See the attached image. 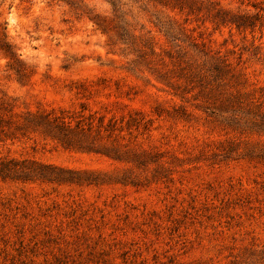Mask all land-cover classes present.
Returning <instances> with one entry per match:
<instances>
[{
  "label": "rangeland",
  "instance_id": "rangeland-1",
  "mask_svg": "<svg viewBox=\"0 0 264 264\" xmlns=\"http://www.w3.org/2000/svg\"><path fill=\"white\" fill-rule=\"evenodd\" d=\"M77 1L88 15L75 0H0V32L26 73L0 51V96L18 112L111 120L118 140L143 154L124 162L38 132L7 139L2 156L93 171L101 181L0 177V264H264V160L243 144L228 157L217 149L229 137L260 144L264 135L225 134L190 95L175 96L152 65L97 29L88 16L110 14L105 0ZM204 1L237 13L264 8V0ZM131 11L157 52L173 44L139 4ZM201 17L186 23L189 33L244 73L248 89L264 90V29H215ZM180 106L190 114L178 115Z\"/></svg>",
  "mask_w": 264,
  "mask_h": 264
},
{
  "label": "trees",
  "instance_id": "trees-1",
  "mask_svg": "<svg viewBox=\"0 0 264 264\" xmlns=\"http://www.w3.org/2000/svg\"><path fill=\"white\" fill-rule=\"evenodd\" d=\"M111 6V13L89 14V19L97 29L109 36L113 42L117 38L124 45L126 54L136 55L141 61L155 69L158 79L170 87L175 96L186 100L191 96L196 109L204 112L225 134L235 133L249 136L253 133L264 135V93L263 88L248 89V78L236 71L227 58L211 54L204 42L195 38L186 23L206 16L215 29L222 26L238 30L255 31L264 29V8L257 13H237L217 8L204 0H105ZM74 7L84 14L81 1L75 0ZM135 4L150 14V21L162 33L168 47L157 52L152 37L136 33L128 14ZM167 11H177L184 21ZM88 15V14H87ZM154 17V18H153ZM0 51L8 59V66L20 76H25V68L20 55L4 32H0ZM248 89V90H247ZM261 93V94H260ZM176 109L178 115L186 116L185 106ZM118 128L111 120L105 124L101 118L97 125L61 112L25 111L18 112L14 105L0 96V145L18 134L38 132L51 137L69 148L94 152L113 159L134 162L143 153L128 147L115 136ZM119 130H123L120 126ZM245 145L248 154L264 160V143H250L247 139L226 138L217 147L220 155L229 156L239 146ZM100 173L88 170H73L51 166L28 159H16L0 154V177L19 180H50L57 182L100 183Z\"/></svg>",
  "mask_w": 264,
  "mask_h": 264
}]
</instances>
